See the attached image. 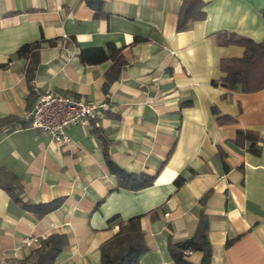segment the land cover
Here are the masks:
<instances>
[{
	"label": "crops",
	"instance_id": "0c3cea01",
	"mask_svg": "<svg viewBox=\"0 0 264 264\" xmlns=\"http://www.w3.org/2000/svg\"><path fill=\"white\" fill-rule=\"evenodd\" d=\"M87 1L0 0V63L12 58L0 68V118L22 119L37 95L50 91L109 106L68 128L66 145L19 122L0 131V167L7 173L0 178L15 177L25 201L63 199L36 217L0 185V264H24L53 233L65 234L67 243L51 264H100V245L118 229L108 224L115 214L123 220L142 214L147 250L139 264H175L168 241L190 237L201 209L209 219L210 264H264V89L211 84L222 75L221 58L243 54L239 45H222L221 32L264 39V0H201L205 18L180 31L183 0H99V17ZM39 39L56 43L41 47L29 95L27 61L13 56ZM108 43L121 48L126 65L106 93L111 60L85 65L79 52ZM220 115L233 120L221 122ZM94 127L116 164L154 175L153 184L115 189ZM239 128L260 137L258 155L231 143ZM178 176L185 178L180 187ZM201 256L186 258L200 264Z\"/></svg>",
	"mask_w": 264,
	"mask_h": 264
},
{
	"label": "trees",
	"instance_id": "16d2710c",
	"mask_svg": "<svg viewBox=\"0 0 264 264\" xmlns=\"http://www.w3.org/2000/svg\"><path fill=\"white\" fill-rule=\"evenodd\" d=\"M87 3L96 12L95 16L99 17L101 11V1L88 0ZM264 16V9L261 10ZM205 18L203 2L201 0H183L178 12L176 29L177 31L185 29L189 23L202 20ZM220 43L222 45L235 44L243 47V54L240 57L221 58L218 66L222 75L219 79H212V85H220L227 90H240L241 92H255L264 89V39L255 41L249 37L237 35L233 32H221ZM55 39H39L33 42L22 44L15 52V58H24L27 63L25 66V78L29 88V95L33 93L32 81L35 77V71L39 63V51L44 44L54 45ZM121 48L112 43L100 47H82L79 52V59L82 64H97L106 60H111V65L104 73L102 88L107 93L111 82L116 80L126 65V60L121 52ZM12 58L7 62L0 63V68L8 66ZM213 112L218 113L213 107ZM221 122L232 121L233 118L227 115L219 116ZM19 122L22 127L28 123V119L23 117L17 119L9 115L0 118V131H11L13 124ZM93 133L101 143L103 156L107 168L116 178L115 189L139 190L153 184L155 176L140 172H127L116 164L109 155L108 141L99 127L93 128ZM260 137L253 130L239 128L231 143L237 147H245L251 153L258 155L260 153ZM221 163L224 170L229 169L225 160V155H221ZM7 174L0 167V177ZM10 177V176H9ZM13 183H5L0 178V185L4 186L11 194L15 202H18L25 210L32 212L36 217H41L47 212L60 207L63 199L57 198L51 201L30 202L25 201L20 195L21 185L15 179L10 177ZM185 178L178 176L174 183L180 187ZM209 191L201 198L200 202L204 203ZM142 214L131 216L125 220L121 219L118 214L108 219V224L116 222L118 229L108 240L100 245L101 260L100 264H139L140 257L147 250L144 242L143 231L140 226ZM208 215L201 209L198 221L193 234L182 240L168 241V250L175 264H193L186 257L190 252L199 251L202 253L200 264L211 263V245L208 239ZM233 242V239L226 241V245ZM67 243V236L61 233H53L43 239L40 245L35 248L24 264H51L62 247Z\"/></svg>",
	"mask_w": 264,
	"mask_h": 264
},
{
	"label": "built area",
	"instance_id": "2783aa9c",
	"mask_svg": "<svg viewBox=\"0 0 264 264\" xmlns=\"http://www.w3.org/2000/svg\"><path fill=\"white\" fill-rule=\"evenodd\" d=\"M109 108L106 102L71 97L60 92L39 93L27 111L25 127L38 129L61 145L70 143L68 128L97 118Z\"/></svg>",
	"mask_w": 264,
	"mask_h": 264
}]
</instances>
